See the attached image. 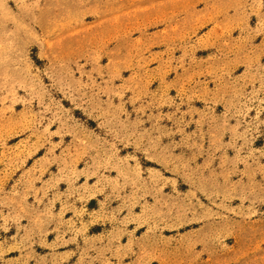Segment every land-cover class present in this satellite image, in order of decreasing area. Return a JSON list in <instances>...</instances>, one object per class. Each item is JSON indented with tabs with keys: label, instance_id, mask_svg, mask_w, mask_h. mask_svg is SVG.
Wrapping results in <instances>:
<instances>
[{
	"label": "rangeland",
	"instance_id": "obj_1",
	"mask_svg": "<svg viewBox=\"0 0 264 264\" xmlns=\"http://www.w3.org/2000/svg\"><path fill=\"white\" fill-rule=\"evenodd\" d=\"M0 264H264V0H0Z\"/></svg>",
	"mask_w": 264,
	"mask_h": 264
}]
</instances>
